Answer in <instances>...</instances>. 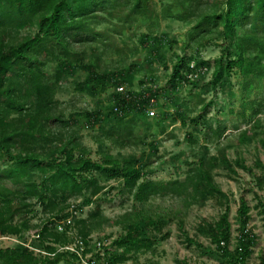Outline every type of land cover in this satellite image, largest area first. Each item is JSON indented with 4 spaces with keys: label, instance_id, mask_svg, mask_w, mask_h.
I'll use <instances>...</instances> for the list:
<instances>
[{
    "label": "trees",
    "instance_id": "16d2710c",
    "mask_svg": "<svg viewBox=\"0 0 264 264\" xmlns=\"http://www.w3.org/2000/svg\"><path fill=\"white\" fill-rule=\"evenodd\" d=\"M187 2L188 7H185L182 0H174V4L165 9V18L195 17L191 42L208 36L222 40L223 53L216 61V78L229 77L237 71L245 81L243 93L257 94L264 83V0ZM155 7V0H0V236L22 237L32 230L28 216L35 212L34 201L51 214V219L35 231L37 239L33 246L0 249V264H61L65 259L81 264L75 254L60 249L72 242L69 236L72 228L77 230L86 247L90 246L91 235L103 219L100 206L86 218L75 219L65 232H60L56 224L72 215L66 212L73 207L69 201L83 200L73 208L80 214L83 206L95 203L94 198L106 189L104 183L110 180L122 182L123 189L133 198V211L122 221L125 232L114 241L111 248L115 250L105 248V258L96 255L88 261L126 263L134 258L133 254L151 251L168 237L162 235L163 218L152 216L144 208L151 200L166 197L185 202H204L216 197L226 200L227 195L216 185L213 172L223 169L233 177L238 175L236 168L252 171L243 160L231 161L222 151L208 162L200 159L184 180L156 182L146 177L150 163L143 165L136 157L118 159L108 152L101 153V159L95 160L86 153L76 133L67 131L68 122L58 112L56 95L72 66L92 69L84 63V52L77 47L99 41L105 44L108 37L96 28L107 22L118 19L127 25L141 19L152 21L156 17ZM21 32L32 34L13 42L12 35ZM145 40L155 39L147 35ZM191 63L186 57L179 59L172 70L170 86L194 84L195 80L189 78L193 72ZM49 65L53 69H49ZM195 65L199 69L206 63ZM92 76L93 81L100 79L97 71H93ZM108 78L110 76H105L103 80ZM150 103V98L144 95L127 99L115 93L111 112L116 122L99 142H110L120 149L135 146L136 119L130 114H145ZM209 108L210 104L203 106L199 118L192 120L194 126L207 115ZM249 109L252 125L240 135V145L249 137L256 138V132L264 134L261 130L264 103L257 99L245 102L244 119ZM86 117L89 121L99 118L94 114ZM218 129L211 127L212 135L218 136ZM190 139L194 142L193 137ZM260 142L264 147V136ZM256 166L264 168L261 162ZM35 175L42 176V180L31 181ZM256 180L263 188L264 176ZM259 208L264 215V203H260ZM250 212L248 202L241 198L235 250L230 249L229 209L218 221L201 223L197 233L215 246L216 256L223 262L249 264L252 248L257 244L256 236L249 229ZM23 240L29 242L28 238ZM187 240L189 244H197L189 237ZM259 264H264V258Z\"/></svg>",
    "mask_w": 264,
    "mask_h": 264
},
{
    "label": "rangeland",
    "instance_id": "374dc122",
    "mask_svg": "<svg viewBox=\"0 0 264 264\" xmlns=\"http://www.w3.org/2000/svg\"><path fill=\"white\" fill-rule=\"evenodd\" d=\"M187 1L182 0L185 7H188ZM155 3L156 17L152 21L141 19L127 25L118 19L107 22L96 28L108 37L105 44L99 41L77 47L84 52V63L88 67L91 65L92 69L71 67L55 98L58 112L68 122L67 131L76 133L82 147L93 159H101L103 152L111 153L118 159L136 157L143 165L150 163L146 171L148 180H184L186 173L196 167L200 159L208 162L222 151L227 153L231 161L241 159L252 169L250 172L236 168L238 175L233 177L223 169L213 172L216 185L227 195L226 200L218 197L208 198L204 202H185L174 197L151 200L144 208L152 216L160 215L163 218L165 225L162 235L168 237L159 241L151 251L133 254L134 258L123 264H182L185 261L190 264H227L216 256L215 246L197 233V227L204 221H218L229 209L232 223L230 249L235 250L238 245L241 198H245L251 208L249 229L257 239L248 263L259 264L264 258V215L259 208V204L264 203V186L260 188L257 185L256 177L264 176V168L256 164L261 162L264 166V147L260 142L264 134L256 132V138L249 137L241 145L239 139L252 125L249 123L250 109L246 112L247 117H242L244 103L255 99L264 103V83L257 94H244L245 81L239 72L216 78V61L223 53L222 40L208 36L199 42H191L190 35L196 25V18H165V9L174 4V0H155ZM205 10L203 7L202 12ZM27 34L32 32L13 34L12 40L20 41ZM147 35L155 40L146 41ZM181 57L188 58L192 63H206V72L199 75L194 84L177 83L173 87L169 81ZM48 68L53 69L52 65ZM91 70L98 72V81L91 80ZM105 76L110 78L105 81ZM116 86H124L135 96H149L150 100H154V105H149L145 114H130L136 119L134 133L137 144L124 149L110 142H99L104 132L116 122L111 112ZM152 94H156V97H152ZM207 104H210L207 115L194 126L192 120L199 118L203 106ZM149 108L155 110V116L147 114ZM89 114L98 115L99 118L89 121V117H86ZM261 121L264 123V114ZM211 127L219 128L218 136L212 135ZM190 136L194 142H191ZM32 180L40 182L42 176L35 175ZM104 185L106 189L94 198L95 203L83 206L82 212L71 219L73 222L75 219H84L97 205L101 208L103 219L91 235L90 246L87 248L84 243L87 257L100 253L97 247L100 242L105 245L103 251L105 248L113 249L114 241L125 232L122 221L134 207L133 198L123 189L121 181L110 180ZM82 201L71 200L69 203L74 207ZM33 204L35 212L28 216L32 230L25 232L22 237L0 236V249L29 247L36 243L35 231L51 219V214L46 213L43 206L35 201ZM72 208L66 212L71 214ZM69 236L72 242L77 237L84 242L75 228L70 230ZM188 237L197 244H189ZM23 238H28L29 242L24 243ZM61 264L72 262L65 259Z\"/></svg>",
    "mask_w": 264,
    "mask_h": 264
},
{
    "label": "built area",
    "instance_id": "2783aa9c",
    "mask_svg": "<svg viewBox=\"0 0 264 264\" xmlns=\"http://www.w3.org/2000/svg\"><path fill=\"white\" fill-rule=\"evenodd\" d=\"M190 67L193 70V72L189 75V78H191L192 80H195L196 78H198L199 75L204 74V72H206L205 68H199V69L196 68L194 62L191 63ZM117 93L125 96L127 99L135 98V96H132V94H130L129 91L125 89L124 86L117 87ZM145 98H149V96ZM150 102H151L150 103V107H151L154 105V100H150ZM147 114L149 116H155L156 112L153 108H149ZM73 208L71 211L72 215L70 216V218H67L61 223H57V228L60 232H65L66 227L70 226L73 223V220L71 219L79 215V213L74 211ZM84 243L85 242H83L81 239L77 237L72 243L63 247L61 250L75 254L79 258L81 264H107L106 262L98 263L96 260H93L92 262L88 261V259L91 257H87L88 255H86ZM222 246H224V243H222ZM97 247L99 248V252H100L98 255L102 258H105V253L102 249L103 247H105L104 243L102 242L98 243Z\"/></svg>",
    "mask_w": 264,
    "mask_h": 264
}]
</instances>
